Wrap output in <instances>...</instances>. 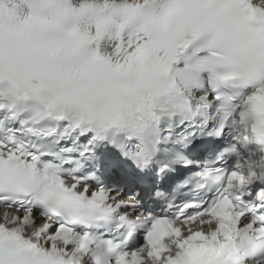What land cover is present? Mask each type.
<instances>
[{
    "label": "snow or ice",
    "instance_id": "obj_1",
    "mask_svg": "<svg viewBox=\"0 0 264 264\" xmlns=\"http://www.w3.org/2000/svg\"><path fill=\"white\" fill-rule=\"evenodd\" d=\"M0 264H264V0H0Z\"/></svg>",
    "mask_w": 264,
    "mask_h": 264
}]
</instances>
